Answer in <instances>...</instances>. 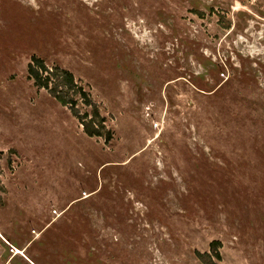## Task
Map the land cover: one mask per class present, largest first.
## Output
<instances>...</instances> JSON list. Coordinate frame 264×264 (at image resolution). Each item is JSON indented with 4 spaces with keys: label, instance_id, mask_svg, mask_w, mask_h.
Returning <instances> with one entry per match:
<instances>
[{
    "label": "rangeland",
    "instance_id": "obj_1",
    "mask_svg": "<svg viewBox=\"0 0 264 264\" xmlns=\"http://www.w3.org/2000/svg\"><path fill=\"white\" fill-rule=\"evenodd\" d=\"M213 250L264 264V0H0V264Z\"/></svg>",
    "mask_w": 264,
    "mask_h": 264
},
{
    "label": "trees",
    "instance_id": "obj_2",
    "mask_svg": "<svg viewBox=\"0 0 264 264\" xmlns=\"http://www.w3.org/2000/svg\"><path fill=\"white\" fill-rule=\"evenodd\" d=\"M35 64L29 66V74L30 77L34 80V83L37 87L42 89H50V92L55 96L56 99L59 100L63 105L71 104V100H67L65 97L60 96L56 88H50V79L51 77H57L60 78V81L66 89L69 91L71 89L77 90L76 84L74 82V78L72 74H70L68 71H58L55 70L49 74V76L44 77V74L47 73V69L44 66L43 63L39 62L38 60H34ZM59 84V85H60ZM77 93H79L83 97V102L86 106L91 108V115L90 116H83L80 117V120L82 121L81 125L83 126V131L88 137H102L106 136V141H109L111 138L110 132H106V127L104 125V119L100 117L99 110L95 104L92 103L90 98L87 96V94L82 91L81 89H78ZM90 117L89 120H87ZM219 245V242H213L211 244V247L214 248ZM213 254H206L208 262H205L204 264H217V262L214 261L216 259L217 261L220 260V254L218 250H213ZM199 259L201 261L204 258V255H199Z\"/></svg>",
    "mask_w": 264,
    "mask_h": 264
},
{
    "label": "bare ground",
    "instance_id": "obj_3",
    "mask_svg": "<svg viewBox=\"0 0 264 264\" xmlns=\"http://www.w3.org/2000/svg\"><path fill=\"white\" fill-rule=\"evenodd\" d=\"M19 251L17 250V253H18Z\"/></svg>",
    "mask_w": 264,
    "mask_h": 264
}]
</instances>
